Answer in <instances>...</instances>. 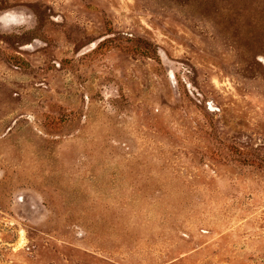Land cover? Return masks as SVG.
Listing matches in <instances>:
<instances>
[{"label":"rangeland","instance_id":"obj_1","mask_svg":"<svg viewBox=\"0 0 264 264\" xmlns=\"http://www.w3.org/2000/svg\"><path fill=\"white\" fill-rule=\"evenodd\" d=\"M0 264H264V0H0Z\"/></svg>","mask_w":264,"mask_h":264},{"label":"clouds","instance_id":"obj_2","mask_svg":"<svg viewBox=\"0 0 264 264\" xmlns=\"http://www.w3.org/2000/svg\"><path fill=\"white\" fill-rule=\"evenodd\" d=\"M5 19L8 20V19H11V20H14L16 23L18 24H26L27 23V20L25 17H23V15H21V17L19 18V20H16L15 16L13 14H6L5 15Z\"/></svg>","mask_w":264,"mask_h":264}]
</instances>
